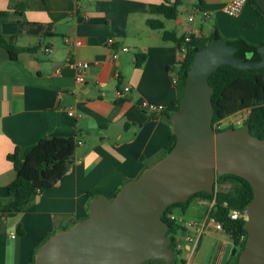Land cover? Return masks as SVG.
Returning a JSON list of instances; mask_svg holds the SVG:
<instances>
[{
    "label": "crops",
    "instance_id": "1",
    "mask_svg": "<svg viewBox=\"0 0 264 264\" xmlns=\"http://www.w3.org/2000/svg\"><path fill=\"white\" fill-rule=\"evenodd\" d=\"M165 1L17 0L16 10L0 0V11L10 12L9 20L0 23V34L14 38L18 48L36 49L19 53L14 61L0 47V201L16 178L9 155L18 152L24 160L44 138L82 142L67 174L33 202L22 209L0 202V264H33L50 236L89 217V193L112 201L124 184L169 152L173 130L165 114L151 116L138 104L176 101L173 77L187 37L207 39L218 31L225 41L243 38L264 45V16L249 1L238 18L225 14L227 0H181L175 20L152 15L150 6ZM149 19L163 21L164 29H151ZM164 32L176 41H165ZM111 38L129 53L113 59L107 44ZM137 56H145L141 67ZM78 62L89 64L82 84L77 82ZM124 86L132 94L121 100L117 93ZM213 207V202L196 198L184 213L174 211L197 225L187 230L195 242L185 243L184 264L231 263L234 243L209 218Z\"/></svg>",
    "mask_w": 264,
    "mask_h": 264
},
{
    "label": "water",
    "instance_id": "2",
    "mask_svg": "<svg viewBox=\"0 0 264 264\" xmlns=\"http://www.w3.org/2000/svg\"><path fill=\"white\" fill-rule=\"evenodd\" d=\"M256 2L264 11V0ZM257 52L261 60L243 61L225 40L197 52L185 96L171 116L173 149L140 178L124 184L112 201L93 199L89 218L50 236L37 250L34 264H174L164 213L200 192L215 194L218 178L225 175L241 177L254 189L245 210L248 238L237 264H264V140L253 136L248 124L215 131L209 83L225 65L263 69L264 45Z\"/></svg>",
    "mask_w": 264,
    "mask_h": 264
},
{
    "label": "trees",
    "instance_id": "3",
    "mask_svg": "<svg viewBox=\"0 0 264 264\" xmlns=\"http://www.w3.org/2000/svg\"><path fill=\"white\" fill-rule=\"evenodd\" d=\"M6 1L11 3V9L12 7L16 10L20 8L17 0ZM248 1L256 7L260 15L264 16V11L258 6L256 0ZM180 5L181 0H176L174 3L166 0L161 4H152L150 10L152 15L163 16L167 20H175L178 17ZM16 15L23 17L22 12L18 13L17 11ZM9 18L10 12L0 11V23L7 22ZM147 25L153 30L164 29L163 21L157 19H149ZM164 40L176 41L173 35L168 32H164ZM219 40L224 39L218 31H214L207 39L191 38L190 42L186 43L188 56L178 69L179 78L176 84L178 96L175 102L166 106L163 113L171 126V116L179 110L180 103L185 96L188 71L196 53ZM226 42L237 48L236 57L243 61L261 60L257 52L258 48L261 46L250 44L243 38ZM0 47L6 49L11 59L14 61L17 60L19 53L36 50L18 48L14 38L8 40L2 34H0ZM144 60L145 56H137L136 66L141 67ZM209 83L213 88L212 103L215 113L213 126L217 122H222L236 114L249 111L243 125L248 124L251 134L264 140V68L259 70H239L233 66L225 65L210 76ZM231 128L237 129L235 126L231 125L217 132ZM170 141L171 148L169 152L176 143V136L173 132L170 136ZM76 149L77 144L73 138L54 137L40 140L24 160L20 159L18 152L9 155L8 160L14 166L16 178L7 187L6 200L0 202L12 203L20 209L24 208L26 203L33 202L41 191L52 188L67 174L73 163V156ZM166 155H164V157H166ZM227 184H231L233 188L228 191L220 189V187ZM95 198L98 197L89 193L90 202ZM196 198H204L214 203L209 217L222 224L224 232L233 240L234 251L230 264H237L239 256L246 244L248 234L245 229L246 220H232L230 215L232 211L244 212L246 210L254 199L253 187L247 180L241 177L225 175L218 178L217 192L215 194L200 192L190 197L187 202L178 203L168 208L163 215V220L170 226L169 237L171 238L172 249L174 248L173 234L177 233L179 226L176 222L168 218V215L173 214L176 209L184 213L191 202ZM9 216L14 217L15 214L10 212ZM75 224L76 222L73 223L72 226ZM69 228L70 227H67L64 230ZM18 233L20 236L24 235L21 225L18 227ZM242 237H245V239L242 240ZM34 262L35 257L33 259V264ZM146 264H165V262L156 260L149 261ZM174 264H184V261L176 258Z\"/></svg>",
    "mask_w": 264,
    "mask_h": 264
},
{
    "label": "built area",
    "instance_id": "4",
    "mask_svg": "<svg viewBox=\"0 0 264 264\" xmlns=\"http://www.w3.org/2000/svg\"><path fill=\"white\" fill-rule=\"evenodd\" d=\"M78 2H81L82 0H77ZM248 3V0H227V3L224 7V12L226 15L232 17V18H238L242 11L244 6ZM202 15L204 16L205 19H209L210 18V13L209 12H202ZM191 21L193 20L192 18L190 19ZM191 38L187 37L185 39L184 42V47L182 49V63L185 62L187 56H188V49H187V45L186 43L190 42ZM64 42L66 44L70 43L69 38H65ZM108 46L111 48L112 51V55H113V59H118L119 55L122 53H129L130 49L128 47L125 46H116L115 44V40L114 39H109L107 42ZM45 52L48 54H51L53 52L52 48H46ZM76 69L78 70V75H77V82L78 83H84L85 82V72L86 70L89 68V64L85 63V62H78L75 64ZM178 71L177 73H175L174 77H173V83L176 85L178 83ZM118 97L119 99H125L127 98V96H129L130 94H132V88L130 86H124L120 91H118ZM138 109L141 112H144L146 114H149L151 116L156 115V114H163L166 106L162 105V104H158L155 102H151V101H147V100H143L140 101L138 104ZM242 114V116H245V118L248 116L249 111H245ZM70 116H74L73 111L71 110V112L69 113ZM223 123L222 122H217L214 125V129L215 131H219L224 129L223 128ZM239 123V122H237ZM77 146L81 145L82 142H76ZM232 220H239V219H244L247 220V214L246 212H238V211H232L231 215H230ZM168 218H170L172 221L176 222V224L179 226V229L177 231L176 234H173V241H174V252H175V256L176 258H179L180 260H182V256L181 253L184 249V245L185 243H194L195 239L194 237L187 231L190 228H194L196 227V223L195 222H191V221H182L178 216H176L174 213L173 214H169ZM210 218V217H209ZM211 221L214 222L216 228L220 231H224L222 224L216 222L214 219L210 218ZM245 237H242V240H244ZM247 240V238H246Z\"/></svg>",
    "mask_w": 264,
    "mask_h": 264
},
{
    "label": "rangeland",
    "instance_id": "5",
    "mask_svg": "<svg viewBox=\"0 0 264 264\" xmlns=\"http://www.w3.org/2000/svg\"><path fill=\"white\" fill-rule=\"evenodd\" d=\"M228 16V15H227ZM230 17V16H229ZM232 18V17H231ZM245 120V116H242V114L238 115V116H235L233 117V119H228L226 120L224 123H223V128H227L229 126H235L236 128H240L242 125H243V122ZM239 122V123H237ZM233 188V186L231 184H227V185H224V187H220V189H223V190H231ZM176 212L178 214L179 213V209H176Z\"/></svg>",
    "mask_w": 264,
    "mask_h": 264
}]
</instances>
